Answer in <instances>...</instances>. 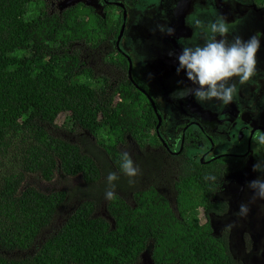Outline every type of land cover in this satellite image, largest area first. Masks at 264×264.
<instances>
[{"label":"trees","instance_id":"1","mask_svg":"<svg viewBox=\"0 0 264 264\" xmlns=\"http://www.w3.org/2000/svg\"><path fill=\"white\" fill-rule=\"evenodd\" d=\"M110 8L99 13L78 2L50 12L45 0H0V264H137L146 251L153 264H243L227 230L215 233L210 223L228 210L215 197L222 166L168 152L141 90L127 76H98L83 60L81 47L116 37L121 20H111ZM117 58L126 71L127 60ZM60 126L72 138L57 135ZM126 137L142 151L140 176L172 170L173 203L152 183L139 188L119 172ZM150 138L155 152H143ZM109 172L119 175L112 200L104 196ZM56 174L80 184L71 192L25 184L30 175L50 182ZM209 174L216 181H205Z\"/></svg>","mask_w":264,"mask_h":264},{"label":"rangeland","instance_id":"2","mask_svg":"<svg viewBox=\"0 0 264 264\" xmlns=\"http://www.w3.org/2000/svg\"><path fill=\"white\" fill-rule=\"evenodd\" d=\"M130 1H134L136 4ZM45 2L48 4L50 12L59 11L62 8H66L80 2L93 6L95 10L100 13L105 5L104 0H45ZM167 2H169V0H167ZM209 2L218 3L223 7H230L229 10L221 12V14L225 13V15H228V18L239 16L241 14L248 16V24L244 30H236L234 27L235 21H229L232 29V34L228 37L229 40L232 39V35H239L245 40L250 37H255L260 42V47L256 53V74L248 82H245L244 84H236L238 92L234 96L231 103L223 105L219 101L213 100L214 103H212V105L215 109L218 108V105L221 107V115L223 114L225 119L220 121V123H224L225 125H219V133L215 132V126H212L209 129L206 127L204 128L208 129L212 135L210 139L212 140L213 138L214 142L218 143L217 137H219V134L221 136H225L223 134L224 127L227 124L230 125L232 123L239 111H241L242 114L244 113L243 119L247 122L246 124L252 126L253 124L261 123L264 126V1L261 2L260 5L256 6V4L252 3V0H172L171 3H164V12H162L160 7H148L151 3L150 0L137 2L136 0H129V2H125L127 9L126 28L128 29L121 44L124 51L131 52L132 65H134V68L136 64L140 66L141 69L138 67L137 70L142 71L145 74L144 81L148 85H150L152 79H154L153 77L155 76L156 81L158 80L159 83L155 81L154 85H161L170 101L175 104H180L183 110L184 99L186 103L193 106L195 99L189 93L193 90L192 86L195 88V85H192L189 81H187L183 72L179 75L176 73V57L180 53L181 49L178 45L173 46L174 48L170 49V42L167 39L161 40V36L163 35L165 37L167 34L165 35V33L157 31L153 28L155 21L154 18L168 20L166 17H168L169 14L181 15L183 13L184 17H188L194 9H201V4ZM142 3L146 4L141 5ZM180 4L184 7V12L180 8ZM198 5L200 8L197 7ZM145 8H147V10ZM110 11V17H112V19L116 20L119 18L118 8H110ZM201 11L202 12L197 14L205 20H211L216 17L215 12L210 10V8L207 10H204L203 8ZM205 14L208 15L205 16ZM177 20L184 21L183 18H178ZM167 26L173 27L172 24H168ZM152 28L155 30L157 35L153 33ZM175 34H177L176 29ZM167 37L172 38V36L169 35H167ZM184 40L185 44L188 43L186 38H184ZM174 41L176 43V40ZM170 53L176 55V57L173 56L172 58L171 55H167ZM81 55L87 65L92 67L95 74L98 76H106L112 82L121 80L125 76L124 69H122L117 63L120 59L117 58L112 39H110L108 43L105 46L103 45L101 48L95 49L92 47H81ZM179 81H183V83H178ZM181 90H183L184 96L182 99L177 98L181 93ZM174 93L176 95H173ZM140 98L144 99L142 96H140ZM157 99L161 103L162 110H165L164 100H161L160 97H157ZM214 108H211V110L213 111ZM205 112L206 115L211 113V111L207 110H205ZM169 113V111L163 112L166 120L164 121L162 131L165 133V138L171 147L174 148L177 147V144H179L178 140L180 137V129L181 126L184 125V119L180 117L173 121L169 119ZM206 115L203 117L204 121L208 120ZM64 119L65 116L60 115L57 118L56 123L58 125H62ZM57 135L64 138H72L70 136L73 134H71L65 126H60L57 130ZM148 141L149 143L143 148V152H155L154 142H152L151 138L148 139ZM226 141V144H228L229 147H232L233 144L231 140L228 141V138L226 137ZM119 148L122 152H128L135 164L139 167L140 163H142V160L140 159L142 151L130 137H126V144L120 145ZM252 149L253 154L256 155L253 159H259L262 164L264 162V151H260L257 154L254 151V149H256L254 144ZM251 171L252 167L247 168V166H244L241 169L234 170L228 174L230 179L229 183L228 180H226L227 182H223V193L221 194L219 192L216 194V198L218 199H227L228 212L220 216H210V223L215 233L223 229L224 226L228 227L229 249L233 257L242 261L244 264H264V199L256 197L254 192L248 187L249 181L257 179L258 177L264 178V173L254 172L252 174V179H249ZM140 174L141 173H139L138 177H136V185L139 188L152 183L159 190V192L165 195V197L173 203L171 180L174 179V174L168 166L156 171L152 177H146L144 174L140 176ZM246 174H248V180L245 181L244 179L247 178L245 177L241 182H238L239 179H242ZM25 184L35 186L43 192H51L55 190H67L68 192H71L77 185L80 184V179L56 174L52 181L47 182L40 179L38 176L30 175ZM231 186L236 188V191L229 190ZM228 195H230L229 198ZM241 204L248 205L249 211L246 216L238 215L239 206ZM72 207H74L73 200L67 202L59 210L55 220L56 225L59 224L62 217ZM98 213L103 216L106 215L102 207ZM195 218L199 223L206 222V218L203 216L201 208H197ZM245 241H247L250 246L247 247ZM147 252L149 251L142 254L137 264H153V261L149 258V253Z\"/></svg>","mask_w":264,"mask_h":264},{"label":"flooded vegetation","instance_id":"3","mask_svg":"<svg viewBox=\"0 0 264 264\" xmlns=\"http://www.w3.org/2000/svg\"><path fill=\"white\" fill-rule=\"evenodd\" d=\"M137 1H143V0H136V2ZM125 2H129V0H121V1L120 0L119 1L118 0H104L105 5H112V8L116 7L119 9V18L121 20L119 31L116 37H112L111 39L114 42V48L116 50V54L122 55L127 60V70H128V61L131 62L132 55H131V52L124 51L122 49V44H121L123 37L126 36V31L128 29L126 28L127 9H126ZM130 2L136 4L134 1H130ZM150 2L151 3L148 7L157 6V8L160 7L161 11L164 12V7H163L164 3H171L172 0H169V2H167V0H150ZM144 4L146 3H142L141 5H144ZM197 7L200 8L199 5ZM201 7H202L201 9L204 8V10H207L208 8H210V10L215 12V15L224 16L226 19H228L227 20L228 22L235 21L234 27L236 28V30H244L248 24V16H246L245 14L243 15L241 14L239 16H235L232 18H228L227 17L228 15H225V13L221 14L222 11L229 10L230 7H223L222 5L215 3V2L201 4ZM147 8L145 9L147 10ZM180 8L184 12V7L181 4H180ZM201 9H194L192 13L197 14L199 12H202ZM207 15L208 14H205V16ZM119 18H117L116 20L118 21ZM166 18L168 20L154 18L155 21L153 20L154 21L153 28L159 31L157 27L158 25H166V26L168 24L173 25V28L177 30V34L172 35V38L171 37L168 38L166 33H165L166 35L165 37L163 35L161 36L162 37L161 40L167 39L170 42V49H173L174 48L173 46H176V45H178V47L181 49L182 46L180 43H178L180 38H181L182 43L185 42L184 38H186L188 41L203 43L202 36L198 34V32L194 33L193 30L186 25L185 23L186 17H184V13L181 15L169 14L168 17ZM178 18H181V19L183 18L184 21L177 20ZM112 20L114 21L115 19H112ZM122 27H123L122 36L120 37L118 44H116L119 32ZM153 28H152L153 33L157 35ZM174 40H176V43ZM167 55H171L172 58L173 56L176 57V55H173V54H167ZM138 67L140 68V66H138L137 64L135 68H134V65H132L131 73L132 71L135 70V74L137 75L139 82L146 85L148 87V90L139 87V85L134 81L133 76H132V82L141 90V92L145 95L149 103H150V100H152L153 103L155 104V109L152 107L154 110V115L156 116V119H157L155 127L158 124V116L160 117L157 131L155 129L156 134L159 135L158 136L159 140L161 141L165 149H167V151L170 153H178L184 150V154L187 157L191 158L192 160H197L200 163H209L211 161H214L216 165L222 166V171H223L222 181L220 185L218 186L219 189L216 194H218L219 192L221 194L223 193L222 183L225 182L226 180H228V183L230 181L228 174H230L234 170L241 169L244 166H247V168H250L253 166V164L257 163L259 159L257 158L253 159V157L256 155L253 154L252 146L254 144V147L255 148L257 147L253 141V138L256 135L260 134L261 132H264V126L261 123L253 124L252 126L246 124L247 122L244 121L243 119L244 113L242 114V112L239 111L237 116L232 121V123L230 125L227 124L224 127L223 134L225 136H221L219 134V137H217L218 143H216L214 142L213 138L212 140L210 139L212 135L210 134L208 129L212 126H215V132L219 133V125L224 124V123H220V121L224 120L225 117L223 114L221 115V107L219 105H218V108L215 109L212 105V103H214L213 101L206 102L204 104H200L195 101L194 105L192 106L186 103L184 99V103H183L184 110H183L180 104H175L167 98L168 96L163 91V87L161 85L160 86L154 85V82L156 81L155 76L154 77L152 76L154 79H152L150 85H148L144 81L145 74L142 71L137 70ZM127 70L126 71L124 70L125 71L124 77L127 76L129 78ZM140 75L143 77V79ZM156 82H158V80ZM192 88L194 89L193 86ZM163 93H164V96H163ZM157 97H160L161 100H164L165 110H162L161 103L157 99ZM211 108H214V110L212 111ZM205 110L211 111V113L206 115ZM164 111H169L171 113V114L169 113V119L173 121L180 117L184 119V125H182L180 129V137L178 140L179 144H177V147H174V148L171 147V145L165 138V135H164L165 133L162 131L164 121L166 120L165 116L163 115ZM205 115L208 119L207 121L203 120V117ZM226 137L228 138V141L231 140L233 144L232 147L231 146L229 147L228 144H226L227 143ZM262 164H264V162ZM253 173L254 172L251 171L249 175V179H252ZM247 176L248 174H246L242 179H239L238 182H241ZM244 180L247 181L248 177ZM229 190L236 191V188H233L231 186ZM216 194H215V197H216ZM229 197L230 195H228V198ZM221 200L227 202V199H221ZM201 211H202L203 216L206 218L204 210L201 209ZM211 216H219V215H211ZM223 229L227 230V232L229 231L227 226H224ZM228 240H229V232H228ZM245 243L247 247L250 246L247 241H245Z\"/></svg>","mask_w":264,"mask_h":264},{"label":"clouds","instance_id":"4","mask_svg":"<svg viewBox=\"0 0 264 264\" xmlns=\"http://www.w3.org/2000/svg\"><path fill=\"white\" fill-rule=\"evenodd\" d=\"M186 25L194 33L200 34L203 43L188 41L182 43L181 51L176 57V73L183 72L187 81L195 88L189 94L200 104L219 101L227 105L233 101L238 92L236 84L248 82L256 74V53L260 42L255 37L245 40L239 35L232 34L231 25L222 15H216L214 19L205 20L199 14L191 13L185 18ZM159 31L169 36L175 34V29L166 25H158ZM171 54V53H170ZM178 83H183L179 81ZM173 95H176L175 93ZM177 98H184L183 90ZM256 144L254 151L258 154L264 151V132L253 138ZM253 172L264 173V164L258 160L252 166ZM119 172L129 178V183H134L140 169L128 152L121 153ZM108 190L105 191V199L112 200L116 196V182L119 180L117 172H109L107 175ZM205 181H216L215 175H206ZM248 187L259 199H264V178L248 182ZM249 211L247 204L239 206L238 215L246 216Z\"/></svg>","mask_w":264,"mask_h":264},{"label":"water","instance_id":"5","mask_svg":"<svg viewBox=\"0 0 264 264\" xmlns=\"http://www.w3.org/2000/svg\"><path fill=\"white\" fill-rule=\"evenodd\" d=\"M122 32H123V27L121 28V30H120V32H119V35H118V38H117V42H116V44H118V41H119L120 37L122 36ZM131 69H132V64H131L130 61H128V70H127V72H128L129 79L132 81V73H131ZM150 103H151L152 107L155 109V104L153 103L152 100H150ZM159 121H160V117L158 116V124H159ZM158 124H157L156 127H155L156 131H157V129H158Z\"/></svg>","mask_w":264,"mask_h":264}]
</instances>
